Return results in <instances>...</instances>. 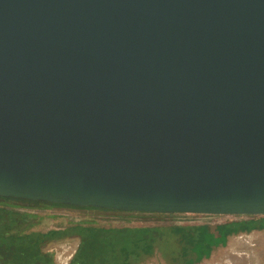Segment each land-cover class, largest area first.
<instances>
[{
	"label": "water",
	"instance_id": "water-1",
	"mask_svg": "<svg viewBox=\"0 0 264 264\" xmlns=\"http://www.w3.org/2000/svg\"><path fill=\"white\" fill-rule=\"evenodd\" d=\"M0 197L264 216V0H0Z\"/></svg>",
	"mask_w": 264,
	"mask_h": 264
},
{
	"label": "trees",
	"instance_id": "trees-1",
	"mask_svg": "<svg viewBox=\"0 0 264 264\" xmlns=\"http://www.w3.org/2000/svg\"><path fill=\"white\" fill-rule=\"evenodd\" d=\"M51 206L76 207L0 197V264H55L51 254L43 249L44 245L70 236L79 237L70 264H132L150 255L155 248L163 256L170 253L176 263L189 264L208 255L210 248L223 242L229 234L264 229V216L216 224L214 230L207 225L103 227L84 222L46 231L32 229L38 215L26 209Z\"/></svg>",
	"mask_w": 264,
	"mask_h": 264
},
{
	"label": "rangeland",
	"instance_id": "rangeland-1",
	"mask_svg": "<svg viewBox=\"0 0 264 264\" xmlns=\"http://www.w3.org/2000/svg\"><path fill=\"white\" fill-rule=\"evenodd\" d=\"M24 210V209H23ZM38 215L32 229L46 231L51 228H63L72 223L84 222L103 227H142L169 225H214L232 220L248 219L245 215H219L196 213H123L99 209H86L68 206L29 208ZM79 244L78 236L65 237L44 245L55 264H67ZM132 264H182L174 262L168 253L163 256L157 248L147 256H142ZM189 264H264V229L251 232L229 234L223 242H217L210 248L208 255L201 256Z\"/></svg>",
	"mask_w": 264,
	"mask_h": 264
},
{
	"label": "flooded vegetation",
	"instance_id": "flooded-vegetation-1",
	"mask_svg": "<svg viewBox=\"0 0 264 264\" xmlns=\"http://www.w3.org/2000/svg\"><path fill=\"white\" fill-rule=\"evenodd\" d=\"M73 256V255H72ZM72 258V257H71ZM71 259L67 262V264H70Z\"/></svg>",
	"mask_w": 264,
	"mask_h": 264
}]
</instances>
